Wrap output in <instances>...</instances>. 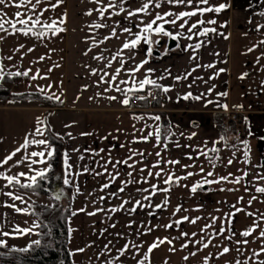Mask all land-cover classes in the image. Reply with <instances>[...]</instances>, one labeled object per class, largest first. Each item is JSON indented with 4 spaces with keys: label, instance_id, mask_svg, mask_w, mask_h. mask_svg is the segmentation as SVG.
Returning <instances> with one entry per match:
<instances>
[{
    "label": "crops",
    "instance_id": "0c3cea01",
    "mask_svg": "<svg viewBox=\"0 0 264 264\" xmlns=\"http://www.w3.org/2000/svg\"><path fill=\"white\" fill-rule=\"evenodd\" d=\"M143 2L144 0H130V7L131 9L139 8ZM51 3H56V0H51ZM107 3L108 0H102L103 5ZM220 4H225L226 9L219 13H205L203 16L198 14L189 21L190 26L191 23L201 19L215 20V24L201 26V30L203 27L216 28L215 33H210L206 37L194 36L192 40L182 38L178 42L173 41L171 46H167L168 38L156 37L160 39V47L156 55L163 52L165 47L172 48L173 51L163 59L152 60L151 63L144 66L145 69H156L152 78H159L164 69H170L173 76L183 75L196 68L197 63L201 65L214 64L215 68H196L185 81L176 82L170 77L158 80L159 84L174 85V88L169 93H164L163 101L156 105L157 109L152 111H130L127 106L121 103V100L124 99L123 93L114 89L105 92L107 84L97 86L103 72L106 71L110 74L105 77V80H108L111 74L120 67L116 61H112L111 67H108V62L121 49L126 34L121 33L118 28L119 38L112 37L109 40H104L105 36L110 35L111 27L90 28L89 25L105 22L100 19L96 11H93L92 15L85 14L89 9L99 7L91 0H63V3L55 10L45 13L42 20L49 22L53 19L59 21L62 16H66L65 23L58 25L65 31L56 36H53L51 32H48L43 38L0 32V36L4 37L3 40H0V68H3L4 73L23 72L31 69L29 76L18 78L17 90L38 91L61 102L58 107H45L40 106L33 99H0V161H3L15 149L21 148L26 137L29 141L48 139L46 129L60 138L63 143L62 168L59 173L50 177L47 192L22 188L15 183L12 186H7V181L0 178V240L5 241L4 245L24 248L36 240L38 219L29 212L30 204L32 202L50 204L56 197L53 192L56 189L63 191L62 183L66 175L63 154L68 152L69 163L72 165L68 179L74 182L68 184L71 186V202L70 214L67 219V248L74 264H109V262L111 264H136V260L143 258L148 246L158 237L171 239L179 236L181 231L189 234L186 239L195 240L204 237L207 242L208 236L205 233L211 234L214 229L218 230L221 223L227 226V217L224 216V213H228V208L232 205L245 210L237 213L233 218L235 227L232 231L236 232L237 236L232 242L216 238L207 249L196 244H190L187 249H181V244L185 242V239H177L173 241L172 245L164 243L154 249L150 254L151 264H213L211 263L213 259L222 260L223 264H236L237 260H248L249 264H256V260H264V253L259 257H252L253 251L258 252L264 246V237L259 236V232L264 230V194L255 191V186H264V180L255 179L258 173H264V140L260 139L264 137V0H208V4L201 5V7H214ZM45 6V3L41 4V8ZM169 10L178 13L193 11L195 8L194 6L170 8L168 5H164L155 11L163 13ZM16 11H25V9H17L12 0H5V5L0 6V14H3L4 19H15ZM155 11L151 16L146 17V20L152 19L155 16ZM116 20H120L122 26H128L122 16L112 17L106 22L112 25ZM132 26L135 30L134 24ZM176 30L184 31L187 35V28L181 30L177 27ZM9 32H11L10 28ZM92 37H95L96 43L93 42ZM100 41L103 42L100 43ZM201 41H204V45L198 50L199 59L193 61L190 59L193 52L191 50L184 51V46L195 45ZM177 43L180 45L179 48H177ZM20 45H24V47L20 48ZM146 47L147 45H143L140 48L135 60L131 64H126L125 69L145 59ZM29 48H32L33 51L29 52ZM249 49L252 51L249 52ZM85 53L87 54L85 55ZM9 56L12 57L11 60L7 59ZM94 56H103L104 59H93ZM40 57H45V59L41 60ZM54 65H59V67H53ZM49 68H53V70L49 71ZM220 68L226 69V71L220 73L208 84L196 79V77H203L204 80H208V77ZM92 69H97L98 74L92 75ZM37 70H39L40 77L46 78L31 79L33 75H36ZM242 73H248V76L240 79ZM144 75L145 71L141 70L136 74L135 80L137 82L142 80ZM119 80H129L128 84L120 85L122 88L138 87V83L134 84L123 70L118 77ZM193 81L195 82L193 83ZM189 84L192 85L191 88L188 87ZM213 84L216 86L213 92L203 100L179 98L188 92H191L193 96L207 93V89ZM85 85L88 86L86 90L83 89ZM223 92H226L227 96L218 95ZM98 93L100 95H97ZM109 96H116L117 99L109 100L107 99ZM57 97L59 99H56ZM207 99L212 100L213 103L206 106L205 100ZM223 104H227L231 108L245 110L246 127L243 135L227 133L219 126L218 114L220 110H223L220 107ZM239 105L243 107H237ZM155 115L161 116L159 123L162 128L170 125L175 133L172 138L174 142H168L167 150L162 145L156 146L154 137L150 138L148 142H132L134 136L136 138L147 136L149 131L154 130L157 122L151 117ZM134 116H144L145 119L137 120L133 118ZM145 124L150 127L145 128ZM36 128L43 131V136L35 135ZM118 129L119 131H117ZM140 129L143 131L141 132ZM88 132H92L94 135H80ZM192 133H196V135L189 139L188 137ZM221 135H225L226 139L221 141L219 139ZM104 137L108 138L104 139ZM244 141H247L250 147L248 153L250 163H245ZM177 142L180 147L176 146ZM122 144L125 147H120ZM187 145L191 147H187ZM213 147L220 149L219 156L221 157L215 167L212 166L207 156L201 155L198 159L196 158L197 148L207 151ZM74 149L79 151H73ZM86 149L89 151H85ZM99 149L105 151L94 154V150L98 151ZM129 149L144 153L143 162L136 164L137 172L145 165L151 168L158 159L163 161L179 160L180 163L176 165L161 164L160 167L164 169V174L159 180L150 178L148 184L131 185L124 193L119 194L124 199H127L129 194L133 195L135 199H141V194L136 193L135 188H149L151 184H158L161 188L169 187L171 190L168 193L158 192L152 198V205L154 207L156 204H162L167 196L168 206L155 209L154 216L148 215V211L151 209L147 208L138 209L131 216L127 212L111 213L110 218H106L103 212H98L94 216L87 215L88 212H92L96 208L110 209L121 203L118 198H109L101 202L98 197L107 196L109 192H116L120 187V180L128 179L124 174L131 169L120 165V178L111 188L103 192L100 191V186L107 182L106 177L94 176L91 173H79L84 167L95 169L97 172L103 171L97 161H101L102 157L106 159L109 152L113 161L125 159L129 155ZM34 151H45L46 153L47 148L43 145L29 143L7 165L0 166V172L14 176L21 172L26 173L19 179L21 183H31V176L47 168L46 163L31 164V160L41 159L40 157H30V153ZM157 152L161 153L160 158L156 156ZM80 155L84 157L82 160L79 159ZM189 155L194 159H188ZM209 155L216 154L209 153ZM26 156L30 158L25 160ZM230 158L233 163L229 165ZM133 159L141 161L142 158L135 156ZM19 160L24 162L16 165V161ZM30 164L31 167H29ZM184 165L195 166L185 169ZM201 166L204 168L203 173L200 172ZM151 170L155 173L160 171V168ZM109 171L114 172L115 169L109 165ZM189 171L195 174L181 180L179 186L163 183L169 172L176 176H185ZM209 171L214 173L212 177H206V173ZM244 172H248L249 175L237 184L238 186L210 183L204 184L203 189H198L196 193L190 191L192 185L202 182L205 178L215 180L219 177H228L231 173L232 176L229 179H232L243 176ZM134 175H136L135 172ZM143 175L147 176V171ZM136 178L139 179V176L136 175ZM249 182L253 183L249 184ZM77 185L80 189L79 192L76 191ZM246 186L248 191H245ZM228 189L233 190L229 191ZM6 192H12L14 196H20L22 199L14 200L3 194ZM63 193L65 195L64 191ZM89 193L92 195H88ZM252 196H256L258 199L249 205L248 200ZM240 197H243V200H239ZM94 201L95 203H93ZM143 203L147 205L149 202L143 201ZM6 204H14L15 207L24 211L17 213L14 208L6 207ZM177 205H181L188 211L182 210L173 216L172 213ZM126 207L130 208L132 204H128ZM80 209H86V211H78ZM234 211L235 208L230 212ZM73 212L77 214L72 215ZM246 212L254 215H246ZM185 215L189 218L199 216L202 219L195 224L184 222L179 228L175 224L169 229L163 227ZM212 216L222 219L217 221L214 229L209 228L205 230V233H201L200 229L205 224L211 223ZM130 219L136 221L132 228L126 227ZM141 222L149 226L160 225V227L155 228L147 235L137 237L135 234L137 229L141 228L142 230ZM113 223L116 224L115 228L110 227ZM254 224H259V227L250 237L245 238L239 235L240 232ZM17 226L21 229H31V232L27 235L15 234L14 229ZM104 229L107 231H103ZM4 232L12 234L4 236ZM193 232L197 233V237H191ZM116 233H123L127 240L117 237ZM236 239H248L249 243L237 246ZM128 241L142 245L140 253L135 259L131 258L130 254L118 259L119 253L116 250L122 248ZM109 242L111 243L109 244ZM106 244H109L112 251L98 257ZM89 245L92 246L89 247ZM224 245L230 248L229 253L218 256V252ZM170 247H174L175 251H169ZM236 247L242 249V254L235 250ZM81 248L85 251H76ZM197 248L201 249L197 255L190 256L189 253L197 251ZM185 256H189V259H183Z\"/></svg>",
    "mask_w": 264,
    "mask_h": 264
},
{
    "label": "snow or ice",
    "instance_id": "6c2138e0",
    "mask_svg": "<svg viewBox=\"0 0 264 264\" xmlns=\"http://www.w3.org/2000/svg\"><path fill=\"white\" fill-rule=\"evenodd\" d=\"M14 6L17 9H25V11H16L15 12V19H4L3 14H0V32L6 33L9 35H16L17 33L23 35V36H35L37 38H43L45 35H47L48 32H51L53 36H56L58 33H61L65 31L63 27L58 26L59 24L65 23L66 16H62L59 21L53 19L50 22L47 20H42V17H44L45 13L50 11V10H55L61 3H63V0H56V3H51V0H12ZM91 2L96 3L99 5L98 8L96 9H89L86 15H92L93 11H96L102 21H105L104 23H94L92 25H89L90 28H95V29H101V28H109L111 27V33L109 36H105L104 40H109L112 37H118L117 29H120V32L123 34H126V39L125 42L122 44L121 49L111 57V60L108 62V67H111L112 61H116L119 63L120 67L115 70V73L111 74L110 79L105 80L106 76H109L110 74L108 72H103V75H100L99 81L97 82V86L101 84H107L108 87L104 89L105 92L109 91L110 89H114L117 92L123 93L124 94V99L121 100V103L125 106H128L130 104V97L129 93L134 94L135 100L139 101H147L149 97H151L153 100H157L158 97L152 96L151 92L148 93V96L145 95H135V93L143 91L145 89V86H151L152 88L157 89L159 92L162 93H169L172 91L174 88V85H161L158 83V80H162L165 78H172L176 82L180 81H185L187 80L191 75L192 72L196 70V68L200 67H207V68H215L214 64H207V65H201L199 63L196 64V68L191 69V71L186 72L183 75H176L173 76L171 73L170 69H164L161 76L159 78H152V75L156 72V69L153 68H147L145 69V65L149 64L152 62V60H159L163 59L165 56H167L171 51H173L172 48L165 47L163 52H160L159 55H156V53L159 50L160 47V39H157L156 37H161V38H168L173 41H179L182 38H186L188 40H192L194 36H208L210 33H215L217 31L216 28H209V27H203L201 30V26L205 24H215V20H198L195 23H191L189 26V21L191 20L192 17L197 16L198 14L203 16L205 13H219L222 10L226 9L225 4H220L219 6H214V7H201V5H207L208 0H144V2L141 4L139 8L136 9H131L130 7V0H108V3L106 5L102 4V0H91ZM45 3L46 6L41 8V4ZM5 5V0H0V6ZM168 5L170 8L171 7H179V6H194L195 10L193 11H180V12H173L171 10L165 11L163 13L159 11H155L156 9H160L162 6ZM155 11V16L150 19L146 20V17L151 16L152 12ZM122 16V18L127 21L128 26H122L120 20H116L114 24L110 25L106 21L111 19L112 17H119ZM135 18V20H134ZM182 21V22H181ZM135 26V30L133 28V25ZM8 25V27H6ZM19 25V27H17ZM169 26V27H166ZM177 27L181 30L187 28V35L185 34L184 31H177ZM9 28L11 29V32H9ZM227 38V37H225ZM4 37L0 36V40H3ZM94 43H96L95 37L91 38ZM103 41H100L102 43ZM143 45H147L145 49V59L140 61L138 64H135L132 67H129L125 69L126 64H131L132 61L135 60L136 55L138 54L140 48ZM204 45V41L195 43V45L188 44L184 46V51H189L191 50L193 52V55L190 57L193 61H196L199 59L198 55V50H200ZM24 45H20V48H23ZM180 45L177 43V48H179ZM126 50V51H125ZM19 51V49H17ZM29 52L33 51L32 48L28 49ZM91 51V49H89ZM249 52L252 51V49L248 50ZM87 53H85L86 55ZM7 59L11 60L12 57L9 56ZM41 60L45 59V57H40ZM93 59H104L103 56H94ZM259 59V58H258ZM53 67H59V65H54ZM53 68H49V71H52ZM125 71L129 78L133 81L134 84L138 83V87H133V88H122L120 85L122 84H128L129 80H119L118 77L121 75V72ZM141 70L145 71L144 78L140 81L135 80V76L138 72ZM29 70H25L23 72L21 71H16L12 73H7L8 76H13V77H20L24 76L27 77L29 76ZM226 69L220 68L218 69L213 75L208 77V80H204L203 77H196L197 80H202L205 84H208L209 81L213 80L218 76L220 73L225 72ZM92 75H97L98 70L97 69H92L91 72ZM248 76V73H242L240 76V79H244ZM37 78H46V77H40L39 70H37L36 75H33L31 79L36 80ZM5 79V73L3 71V68H0V81H3ZM195 81H193L194 83ZM51 87V86H49ZM189 88L192 87L191 84L188 85ZM216 86L213 84L207 89V93H201L200 95L193 96L191 92H188L186 94H183L179 98L188 100V99H193V100H203L205 97L212 93L214 88ZM88 88L87 85L83 86V89L86 90ZM43 91V89H41ZM97 95H100L98 93ZM220 96H227L226 92L223 93H218ZM171 99V97H168ZM56 99H59L57 97ZM92 99V97H90ZM109 100H116V96H109L107 97ZM206 106L207 104H212L213 101L210 99L205 100ZM224 110L228 109L227 104L220 105ZM237 107H243L242 105H239ZM134 119L137 120H144V116H134ZM151 119H153L155 122L154 130L149 131L147 136H141L139 138H136L134 136L133 143L137 142H148L150 138L154 137L156 140V146H161L167 150V145L168 142H174L172 141V138L175 136V133L172 131V127L165 126L161 127L160 121H161V116L155 115L152 116ZM150 127L149 125L145 124V128ZM119 131V129L117 130ZM142 132L143 129H140ZM35 135H40L43 136V131L40 128L35 129ZM81 136H92L94 133L88 132V133H81ZM182 135V134H181ZM196 133H192L188 138L191 139L194 137ZM69 136H71V133H69ZM108 137H104V139H107ZM221 141L226 139L225 135H221L219 137ZM261 140H264V137L260 138ZM29 143L32 144H37V145H43L46 146L47 152L45 151H40V152H31L30 157H40L41 159L39 160H31V164H36V163H46L47 168L39 171L36 173V175L31 176L30 180L31 183H21L19 177L25 176L26 173H19L18 175H8L5 172H0V178H3L7 181V186H12L14 183L20 185L22 188H35L37 186V177L40 179H46L47 178V173H49L52 170V158L54 157L55 154V149L52 146L51 142L45 138V139H39V140H31L26 137L25 138V143L21 145V148L15 149L11 154L5 157L3 161H0V166L7 165L9 161L13 159V157L21 151L22 148H26ZM215 143V142H213ZM244 158H245V163H250L248 159V153L250 151V147L247 141H244ZM177 147H180L179 143H176ZM115 147V146H113ZM120 147H125V145H120ZM187 147H191L190 145H187ZM73 151H79L78 149H74ZM85 151H89L86 149ZM104 149H99L98 151L94 150V154H99L101 152H104ZM198 155L197 159L199 156H207L210 163L212 164L213 167L216 166V162L221 159L219 156V148L213 147L208 149L207 151H204L202 149L197 148L196 149ZM209 153H215L216 155H209ZM64 159L63 163L65 165V172L66 175L63 179V183L65 185H68L69 183H72L74 181H70L68 179V174H71L72 170V165L69 163V153L65 152L64 154ZM46 156V159H45ZM135 156H140L142 159L141 161H135L133 158ZM156 156L158 158L161 157V153L157 152ZM29 156H26L24 159L27 160L30 158ZM83 155H80L79 159H83ZM144 158V153L142 152H137L132 149H129V155L127 158L122 159V160H117L113 161L111 157V153L109 152L107 158H101V161H97L99 166L103 169V171L97 172L95 169L84 167L82 169V172L79 174H84V173H91L94 176H102L106 177L107 182L103 183L100 186V191L103 192L106 189H109L113 186V184L116 182L117 179L120 178L121 173L119 171V166L124 165L126 168L131 169L130 171H127L124 175L128 177V179L120 180V187L117 189L116 192H109L107 196H99L98 200L99 201H104L109 198H118L121 200V203L118 206L111 207L110 209H104V208H96L92 212H88L87 215L89 216H94L98 212H103L106 215V218H110L111 213H117V212H127L130 216L134 213L137 212L138 209L143 210L145 208L151 209L148 211L149 216H154L156 214L155 209H161V208H166L169 204L168 197L165 196V199L162 204H156L154 207L152 205V198L158 193H168L170 192L169 187H159L158 184H151L149 188H140L137 187L135 188V192L138 194H141V199H135V197L131 194H129L127 199H124L122 196L119 194L124 193L126 189L131 186V185H138V184H148L150 178H155L159 180V178L164 174V169L161 166V164H168V165H176L179 164V160H168V161H163L162 159H158L156 163H154L151 168H149L147 165L144 167L140 168L137 172L136 170V164L137 163H142ZM188 159L192 160L194 159L191 155L187 157ZM129 161H132V163H129ZM23 160L16 161V165H19L23 163ZM233 160L230 158L228 160V164H232ZM31 164L29 167H31ZM109 165H111L112 169H115V171H109ZM195 165H184V168L187 169L189 167H194ZM152 168H160V171H156L153 173L151 170ZM147 171V176H144L143 173ZM134 172L136 175L139 176V179L136 178V175H134ZM200 172H204V168L201 166L200 167ZM195 173L193 172H187L185 176H176L174 173L169 172L166 175V179H164L163 183L165 185H171L175 184L177 186L180 185V181L187 179L188 177L193 176ZM214 175L213 172L209 171L206 173V177H212ZM249 175L248 172H244V175L241 177H234L232 179H229V177L232 176L230 173L228 177H219L218 179L215 180H208L205 178L202 182H198L194 185H192L190 191L192 193H196L198 189H203L204 184H210V183H219V182H229V183H234V184H239L245 177ZM256 180H264V173H258L257 176L255 177ZM253 182H249V184H252ZM187 187V185H184ZM223 190V189H222ZM229 191H232L233 189H228ZM76 191L79 192V186H76ZM245 191H248V187H245ZM255 191L260 194H264V186H255ZM144 193H147V195H144ZM4 195H7L9 197H12L14 200H21L22 197L20 196H14L12 192H6L3 193ZM64 195L63 191H59L56 194V199H60ZM88 195H92L89 193ZM258 197L252 196L248 200V204L251 205L254 200H257ZM239 200H243V197H240ZM134 201V203H133ZM143 201H148L149 203L146 205L143 203ZM95 203V201L93 202ZM132 204V207L127 208L126 205ZM6 207H12L17 213H20L24 211L23 209L15 207L14 204H6ZM232 208H235L234 212H228L224 213V216L227 217V225L228 227L226 228L223 223L220 224L218 230L214 229V226L216 225L217 221L222 219L220 217L212 216L211 217V223L205 224L203 228L200 229L201 233H205L206 229L213 228L214 231L211 234L205 233L208 238L207 242H205L204 237H201L199 239L191 240V239H186L189 234L185 231H181L180 235L177 237H172L169 239L168 237L164 238H157L156 241H154L151 245L148 246L147 251L144 253V256L142 259L136 260V264H151L150 261V254L153 252L154 249L158 248L160 245L164 243H168L169 245L173 244L174 240L177 239H185V242L181 244V249H187L190 244H196L202 246L203 249H207L209 245L213 243V241L216 238H222L224 240H227L229 242H232L234 237L237 236L236 232L232 231V221L233 218L236 216L237 213L241 211H245L242 208L236 207V205H232ZM187 212L188 209H183L181 205H177L174 212L172 213L173 216H175L177 213L181 211ZM78 211H86V209H80ZM219 211V209H217ZM76 212H73L72 215H76ZM246 215L253 216V213H247ZM202 219L201 217L197 216L194 218H189V216L185 215L181 217L180 219L175 220L174 222H170L167 225H164L166 229L172 228L173 224L177 228L184 222H189L191 224H195L198 220ZM136 223L135 220L130 219L126 225L128 228H132V226ZM142 230L141 228H138L136 231V236H142V235H147L151 233L155 228L160 227V225H145L143 222H141ZM110 227L115 228L116 224L113 223L110 225ZM259 227V224H254V226H250L247 230H244L239 233L240 236L242 237H250L256 229ZM103 231H107V229H104ZM31 232V229H21L19 226H17L14 229L15 234L19 235H27ZM227 233V234H226ZM12 233L9 232H4V236H8ZM117 237H123L127 240V237L124 236L123 233H116L115 234ZM260 237H264V230H261L259 232ZM191 237H197V233L193 232L191 233ZM111 242H109L110 244ZM249 241L248 239H236L235 244L237 246L241 244H248ZM5 241L0 240V245H4ZM33 244L39 245L40 241L36 240L33 241ZM109 244L104 245V250L102 253L98 254V257L100 255H106L107 253L111 252L112 249L109 246ZM92 245H89L91 247ZM142 245L137 244L133 241H128L126 242L122 248L117 249L116 251L119 253V258H124L130 254L131 258L135 259L136 256L140 253ZM217 247H220L217 245ZM200 248H197V251L195 252H190V256H195L197 255V252L200 251ZM238 253L242 254V249L240 247H236L235 249ZM20 251H27V249H20ZM77 252H83L85 249H77ZM169 251H175L174 247H170ZM230 248L227 245L222 246V250L218 252V256H223L227 253H229ZM262 253H264V246L260 248V250L253 251L252 252V257H259ZM183 259L188 260L189 256H185ZM207 259V258H206ZM111 264V262H109ZM236 264H249L248 260L240 261L237 260ZM256 264H264V260H256Z\"/></svg>",
    "mask_w": 264,
    "mask_h": 264
},
{
    "label": "trees",
    "instance_id": "16d2710c",
    "mask_svg": "<svg viewBox=\"0 0 264 264\" xmlns=\"http://www.w3.org/2000/svg\"><path fill=\"white\" fill-rule=\"evenodd\" d=\"M18 78L5 74V79L0 81V99H33L40 106L45 107L61 105L60 101L38 91L17 90V82L13 84L14 89L10 88L9 86ZM46 130L55 154L52 158V170L47 173V178L37 177V186L30 189L39 192H47L50 177L59 173L62 168L63 143L60 138L48 129ZM62 189L65 192L64 197L60 199L54 197L50 204L39 202L30 204L29 212L38 219L36 240H39L40 244H33L32 241L24 248L0 245V264H74L67 248V219L70 214L71 186L62 183ZM20 249H27V251H20Z\"/></svg>",
    "mask_w": 264,
    "mask_h": 264
},
{
    "label": "built area",
    "instance_id": "2783aa9c",
    "mask_svg": "<svg viewBox=\"0 0 264 264\" xmlns=\"http://www.w3.org/2000/svg\"><path fill=\"white\" fill-rule=\"evenodd\" d=\"M149 92H151L152 96L158 97V99L153 100L149 97L147 101H139L135 100L133 93H129V97L131 99L127 109L130 111H152L157 109L156 105L163 101L164 93L159 92L151 86H146L143 91L137 92L135 95L148 96ZM218 123L219 126L227 133L243 135L246 127L245 110L231 107H228L227 110H220L218 114Z\"/></svg>",
    "mask_w": 264,
    "mask_h": 264
},
{
    "label": "rangeland",
    "instance_id": "374dc122",
    "mask_svg": "<svg viewBox=\"0 0 264 264\" xmlns=\"http://www.w3.org/2000/svg\"><path fill=\"white\" fill-rule=\"evenodd\" d=\"M16 82L18 83V79H16V80H15V81H14L9 87L12 88V89H14V88H13V84L16 83ZM16 85H17V84H16ZM221 129H222V128H221ZM213 184H214V185H216V184H217V185H233V186H234V185H237V184H234V183L223 182V181H222V182H219V183H213ZM237 186H238V185H237ZM232 209H233L232 207H229V208H228V212L232 211ZM234 223H235V222L233 221V223H232V225H231L232 230L234 229L233 227H235V226L233 225ZM227 226H228V225H227ZM227 226H225V227H227ZM218 228H219V227H218ZM211 263H213V264H223V263H222V260H219V259H216V260L213 259Z\"/></svg>",
    "mask_w": 264,
    "mask_h": 264
},
{
    "label": "water",
    "instance_id": "95a60500",
    "mask_svg": "<svg viewBox=\"0 0 264 264\" xmlns=\"http://www.w3.org/2000/svg\"><path fill=\"white\" fill-rule=\"evenodd\" d=\"M173 44V40H170L168 39L167 40V46H171ZM204 187V186H203ZM60 190L56 189L54 192H53V195L56 196V194L59 192Z\"/></svg>",
    "mask_w": 264,
    "mask_h": 264
}]
</instances>
